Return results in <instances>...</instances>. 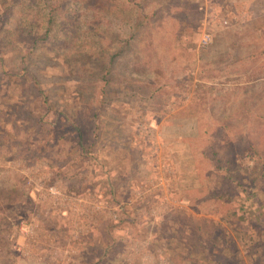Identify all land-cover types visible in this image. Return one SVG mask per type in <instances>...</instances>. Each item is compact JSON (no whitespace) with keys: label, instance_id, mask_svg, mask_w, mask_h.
<instances>
[{"label":"rangeland","instance_id":"374dc122","mask_svg":"<svg viewBox=\"0 0 264 264\" xmlns=\"http://www.w3.org/2000/svg\"><path fill=\"white\" fill-rule=\"evenodd\" d=\"M81 18L97 26L79 47L25 61L100 158L70 162L64 119L70 145L25 148L29 96L0 72V264L264 263V0H116ZM108 115L112 148L93 130Z\"/></svg>","mask_w":264,"mask_h":264},{"label":"trees","instance_id":"16d2710c","mask_svg":"<svg viewBox=\"0 0 264 264\" xmlns=\"http://www.w3.org/2000/svg\"><path fill=\"white\" fill-rule=\"evenodd\" d=\"M113 3L115 4L116 0H0V72L7 76L8 90H13V94L20 90L29 96L28 103H25L19 112V114L27 113V115L24 116L21 127L16 131V135L23 141L25 148L26 146L30 148H36L37 146L47 148L46 146L52 145L55 140L60 141L62 146L69 144L64 140L62 127L57 124L58 119H64L71 125L74 133L71 139L77 150V155L75 158H70V162L74 163L76 161L77 164L81 165L80 158L86 157V161L92 160L95 164V161L100 158L96 152H91L90 149L93 146L92 141L96 142L95 139L92 138V140L86 142L80 126L73 119L72 113L66 108H57L49 101L47 102L46 89L41 86L46 79L41 76L42 74L38 75L35 72L34 62L25 60H27L28 55H39V50L43 49V44L46 42H53L54 45L61 47L62 51L68 49V45L70 46L73 40L77 41L78 44L76 45L79 47L80 43L86 41L85 38L89 34L88 32L93 34V27L97 26V21L92 18L93 20L91 19L90 23L93 27L86 29L85 26L88 22L85 24L86 21L81 18L82 11L86 9L95 12L102 9L106 10ZM139 18L140 20H135L136 25L141 22L142 18L148 19V15L142 14ZM85 32L86 34L83 36ZM4 52H8V54H4ZM60 52L57 49L56 51L52 49L42 50V53L49 57L55 54L56 57L61 58L63 55ZM260 52L264 53V47L260 49ZM14 57H16L15 60H13ZM63 63H66V61ZM46 64H43L41 71L44 70V66L55 67L57 65V63ZM192 67L193 65H191ZM110 70L108 67L106 72L109 73ZM17 82H20V84L18 85ZM63 91L65 93L61 92V97L65 101L71 98L78 100L80 91L75 87V84L65 85ZM65 95H67V98L64 97ZM63 106H66V104ZM92 115L93 118L96 117L97 121L99 120L96 110ZM33 118L34 122H37L36 126L28 124ZM112 119L113 116L108 115L102 127L99 126L97 121L93 125L95 131L101 128L97 136H101L102 140L105 141L103 144L107 143L111 148L113 146L106 137L108 136L107 129L113 123L111 122ZM6 122L12 128V121L7 118ZM54 127H60L59 130L57 129V133L52 132ZM113 127L115 128L114 125H112ZM48 135L51 137H48ZM52 135H55V137ZM260 174L263 176L260 180L262 181L264 180V163ZM239 188L245 198H249L248 196L254 198L257 195V192L254 191L255 187L249 189V183L248 186L241 185Z\"/></svg>","mask_w":264,"mask_h":264},{"label":"crops","instance_id":"0c3cea01","mask_svg":"<svg viewBox=\"0 0 264 264\" xmlns=\"http://www.w3.org/2000/svg\"><path fill=\"white\" fill-rule=\"evenodd\" d=\"M242 253V256H243V259L245 260H247V258H248V260H247V262L245 261L244 263H240V264H264V263H260V260L258 259V260H256V258H252L251 259V252H249V251H247V249H244V251L243 252H241ZM253 255V254H252ZM245 256V257H244ZM250 257V258H249ZM222 264H234V263H232V262H224V263H222Z\"/></svg>","mask_w":264,"mask_h":264},{"label":"built area","instance_id":"2783aa9c","mask_svg":"<svg viewBox=\"0 0 264 264\" xmlns=\"http://www.w3.org/2000/svg\"><path fill=\"white\" fill-rule=\"evenodd\" d=\"M48 191L50 193H58L57 189L54 186H52V185L48 186Z\"/></svg>","mask_w":264,"mask_h":264}]
</instances>
